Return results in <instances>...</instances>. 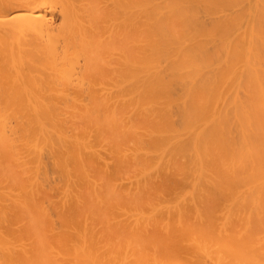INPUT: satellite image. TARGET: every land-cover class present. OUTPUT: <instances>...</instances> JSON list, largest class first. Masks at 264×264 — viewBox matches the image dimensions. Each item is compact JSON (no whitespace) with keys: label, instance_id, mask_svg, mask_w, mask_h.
Segmentation results:
<instances>
[{"label":"bare ground","instance_id":"obj_1","mask_svg":"<svg viewBox=\"0 0 264 264\" xmlns=\"http://www.w3.org/2000/svg\"><path fill=\"white\" fill-rule=\"evenodd\" d=\"M0 264H264V0H0Z\"/></svg>","mask_w":264,"mask_h":264}]
</instances>
